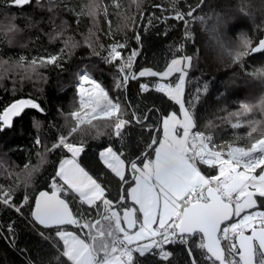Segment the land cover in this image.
I'll return each mask as SVG.
<instances>
[{
	"label": "trees",
	"instance_id": "16d2710c",
	"mask_svg": "<svg viewBox=\"0 0 264 264\" xmlns=\"http://www.w3.org/2000/svg\"><path fill=\"white\" fill-rule=\"evenodd\" d=\"M11 1L0 0V61L14 64L24 57L27 67L33 59L39 62L48 54H56L60 57V67L46 64L37 69L40 75L33 74L31 79L26 78L20 70L4 72L0 69L3 73L0 76V107L14 99L33 98L44 109L43 113L27 109L14 119L12 127L0 131V188L14 190L16 205L22 204L25 196L28 197L22 214L0 202V264H56L54 258L60 255L54 245L62 250V243L55 236V229L39 227L33 221L31 211L36 194L43 189L52 190V178L56 175L60 160L70 155L64 149L45 151V148L50 149L61 135L68 136L69 124H76L69 113L79 108L74 86L79 70H86L114 102L119 101L125 119L131 120L134 111L143 116L152 110L146 122L153 125L152 132L133 124L125 130L121 139L115 136L112 121L97 118L90 125H81V130L68 137L70 142L84 146L78 163L106 188L105 195L114 204L120 201L122 195H126L134 180L126 165L128 183L123 184L103 164L99 151L111 145L118 153L122 151L128 159L142 164L145 155L149 159L154 156L155 146L149 149L148 145L152 142L153 132L162 136L163 117L171 112L179 114V105L154 90L158 77L137 75L136 79H130L120 89L115 87L118 64L105 59L114 44L127 45L122 51L124 58L133 49L139 51L130 70L136 74L143 68L160 71L178 56L197 55L189 70L185 99L191 98L200 88L201 98L194 110L197 125L194 131L211 135L216 149L248 145L251 132L248 122L264 123V112L259 109L239 118L229 117L230 113L240 109L241 102L256 103L264 97V80L247 74L255 68L264 67V52L246 56L243 68L233 64L232 57L213 38L210 31L213 21L208 24L193 22L190 27L192 38L185 39V25L174 18L173 4L180 11L187 12L189 6L195 8L200 0H137L139 7L134 0H95V7H91L93 0H31L23 6L9 5ZM117 4L120 6L117 7ZM240 7L241 0H207L196 15L215 13L221 16L219 32L225 44L235 41L240 33H245L255 46L264 34V0H246L245 7L250 16L242 14ZM9 25L13 31H9ZM137 35L142 43L138 44ZM65 41L69 42L68 46ZM61 49H64L63 53ZM176 76L178 74L170 77L169 81L174 82ZM141 84L149 85V91L142 92ZM204 84L208 85L207 91H204ZM35 120L40 121L39 129L34 126ZM237 120L240 126L232 127ZM38 136L42 144L36 142ZM40 154L43 155L42 162ZM25 165L39 167L27 186L23 184L22 176L17 177V174L24 172ZM199 169L204 175L213 174L216 170L204 165H200ZM57 183L63 184L59 180ZM60 195L69 202L74 213L99 218L96 209L82 205L74 194ZM257 199L264 206V198ZM126 204L133 207L129 199ZM259 210H264V207ZM9 224L13 225L11 232ZM67 229L88 239L87 229L75 225H69ZM41 232L51 239H44ZM198 242V237L190 239L195 258L199 264H210L205 261L202 251L196 248ZM166 247L173 253L168 261L154 254L143 257L137 254L138 264H189L185 244L176 243ZM60 264L71 262L60 256Z\"/></svg>",
	"mask_w": 264,
	"mask_h": 264
},
{
	"label": "snow or ice",
	"instance_id": "6c2138e0",
	"mask_svg": "<svg viewBox=\"0 0 264 264\" xmlns=\"http://www.w3.org/2000/svg\"><path fill=\"white\" fill-rule=\"evenodd\" d=\"M30 2L31 0H13V5L23 6ZM134 2L139 7L137 0ZM206 3L207 0H200L195 8L189 6L187 12L180 11L173 4L174 18L185 25V39L192 38L190 27L193 22L208 24L213 21L210 28L213 38L232 57L233 64H239L243 68L246 56L264 52V39L259 41L258 46H252L251 39L245 33H240L235 41L225 44L224 37L219 32L221 16L215 13L196 15ZM245 3L246 0H241L239 11L250 16ZM95 6L93 0L91 7ZM155 7L159 8L160 5ZM9 31H13L11 25ZM136 40L138 44L142 43L139 35ZM68 44L65 41V45ZM71 46L75 47V44ZM126 47L124 43L114 44L105 58L110 63L118 64L115 87L120 89L130 79H136L137 75L158 77L159 81L154 84V90L165 94L179 105L180 112L163 117L162 137L152 133V142L148 148L155 146V160L145 155L143 167H139L136 160L128 159L124 152L118 153L111 145L99 152L103 164L123 184L128 183L125 176L126 165L135 181V186L130 187L126 195H122L120 201L114 204L106 197V188L77 162V158L85 150L84 146L70 142L68 137L81 130V125H90L97 118L112 121L115 136L121 139L125 130L133 124L152 132L153 125L146 123L152 110L143 116L134 111L131 120L125 119L118 100L113 102L99 83L88 76H81V82L89 84L90 87L79 88V108L69 113L77 123L75 126L69 124L68 136L61 135L50 149L45 148V151L64 149L71 157L60 160L56 175L52 178L51 193L40 192L31 212L36 223L46 229L54 228L55 236L63 244L62 250L54 245L60 253L54 258L56 264H60V256L66 257L71 264H138L137 254L141 257L154 254L161 260L168 261L173 253L166 246L176 243L186 245L189 264H199L190 244L192 237L199 238L196 248L202 251L205 261L210 264H264V210H259L264 206L257 199L264 198V123L248 122L251 127L248 145H229L226 152L215 150L211 135L194 131L197 127L194 110L201 98L200 88L196 89L191 98L185 99L186 81L197 55L173 58L163 71L144 69L136 74L130 70L139 51L133 49L124 58L122 51ZM63 52L64 49H61V53ZM46 64L60 67V57L48 54L39 62L36 59L31 60L27 67L24 65V57L14 64L0 61V69L4 72L20 70L26 78L31 79L33 74L39 76L37 69ZM174 74H178L175 81H169ZM247 74L264 80V67L255 68ZM2 75L0 72V76ZM203 88L207 91L208 85L204 84ZM141 90L149 91V85L141 84ZM27 109L41 113L44 111L33 98L14 99L10 104L0 107V131L12 127L14 119L23 115ZM256 109L264 112V97L256 103L241 102L240 109L230 113L229 117L239 118ZM84 110H87L90 117L87 120L81 116ZM34 126L39 129L40 121L35 120ZM239 126V120L232 123L234 128ZM257 132L259 135H252ZM36 142L43 143L39 136ZM40 155L42 162L43 155ZM197 162L209 167L218 166V174H202ZM258 168L260 172L257 174ZM38 170V165H25L24 172L17 174V177L22 176L23 184L27 186ZM57 180L63 184L57 183ZM61 193L74 194V198L78 197L82 205L96 209L99 218L74 213L69 202L61 198ZM13 195L12 188L7 191L0 188V202L14 207L22 214L28 197L25 196L22 204L16 205ZM128 199L133 202V207L127 206ZM248 209L255 210L247 211ZM234 218L239 219L233 222ZM68 225L87 229L91 243L68 231ZM8 227L11 232L13 225L9 224ZM246 232H250V235ZM40 235L44 239H51L44 232Z\"/></svg>",
	"mask_w": 264,
	"mask_h": 264
},
{
	"label": "built area",
	"instance_id": "2783aa9c",
	"mask_svg": "<svg viewBox=\"0 0 264 264\" xmlns=\"http://www.w3.org/2000/svg\"><path fill=\"white\" fill-rule=\"evenodd\" d=\"M81 76H88V77H90L92 80H94L95 82H97L91 75H89L88 73H87V71L86 70H84V69H81V70H79L78 71V73H77V78H76V82H75V84H74V86H75V89H76V93H77V96H78V100H80V95H79V88L80 87H84V88H89L90 87V85L89 84H87V83H82L81 82ZM98 83V82H97ZM81 116H82V118L83 119H85V120H87V119H89L90 117L88 116V114H87V110H85V112H83L82 114H81ZM198 131H200V130H198ZM200 132H202V133H204L203 131H200ZM205 134V133H204ZM206 135V134H205ZM58 142V141H57ZM215 146V145H214ZM102 150V149H101ZM100 150V151H101ZM215 150H217V151H219L218 149H216V147H215ZM99 151V152H100ZM256 155H259V153H257ZM200 165H204V164H201V163H199V162H197V167L199 168V166ZM204 166H207V167H209L208 165H204ZM215 167V172L213 173V174H210V175H206V176H215V175H217L218 174V166H214ZM243 215V214H242ZM237 219H239V218H234V220H233V222L235 221V220H237ZM223 243V242H222Z\"/></svg>",
	"mask_w": 264,
	"mask_h": 264
},
{
	"label": "rangeland",
	"instance_id": "374dc122",
	"mask_svg": "<svg viewBox=\"0 0 264 264\" xmlns=\"http://www.w3.org/2000/svg\"><path fill=\"white\" fill-rule=\"evenodd\" d=\"M179 57H181V56H178V57H175V58H179ZM171 62V61H170ZM169 62V63H170ZM166 68V67H165ZM165 68L164 69H162V70H160V71H163V70H165ZM144 69H151V70H154V69H152V68H143V69H141V70H144ZM141 70H139V71H141ZM139 71L137 72V74L139 73ZM154 71H157V70H154ZM159 72V71H158ZM163 82H168V81H163ZM114 102V101H113ZM83 112H85V110L84 111H82L81 112V114L83 113ZM171 113H174V112H171ZM177 114V113H176ZM76 123H77V121H76ZM162 136H163V128H162ZM161 136V137H162ZM219 151H223V152H226L227 150H219ZM71 156L69 155V156H66V157H64V158H70ZM63 158V159H64ZM78 162V161H77ZM59 166V165H58ZM81 166V165H80ZM138 166L139 167H143V163L142 164H138ZM82 167V166H81ZM58 170V169H57ZM260 171H258V172H256L257 174L259 173ZM135 186V181L133 182V184L130 186V187H134ZM129 187V188H130ZM128 188V189H129ZM130 200V199H129ZM255 209H248L247 211H254ZM243 214V213H242ZM68 231H70V232H73V233H75L74 231H72V230H69V229H67ZM75 234H77V233H75ZM78 235V234H77ZM78 236H80V235H78ZM81 237V236H80ZM82 239H85V238H83V237H81ZM87 242H89V240L88 239H85ZM62 243V242H61ZM90 243V242H89ZM62 249H63V244H62Z\"/></svg>",
	"mask_w": 264,
	"mask_h": 264
},
{
	"label": "water",
	"instance_id": "95a60500",
	"mask_svg": "<svg viewBox=\"0 0 264 264\" xmlns=\"http://www.w3.org/2000/svg\"><path fill=\"white\" fill-rule=\"evenodd\" d=\"M9 5H13V1H11V2H9ZM261 39H264V34L262 35V37L258 40V42H257V44L255 45V46H258V44H259V41L261 40ZM252 54H255V53H252ZM42 191H46V192H49V193H51V191L52 190H50V191H48V190H45V189H43V190H41V191H39L37 194H36V196H35V199H34V205H33V208H32V211H33V209H34V207H35V202H36V199L39 197V194H40V192H42ZM61 198H63V197H61ZM64 199V198H63ZM31 211V212H32ZM123 213H121V215H122ZM32 217V216H31ZM34 221V220H33ZM35 222V221H34ZM36 223V222H35ZM39 227H41V228H43V229H46V228H44L42 225H39L38 223H36ZM69 226V225H68ZM246 234H249L250 235V232H246Z\"/></svg>",
	"mask_w": 264,
	"mask_h": 264
},
{
	"label": "crops",
	"instance_id": "0c3cea01",
	"mask_svg": "<svg viewBox=\"0 0 264 264\" xmlns=\"http://www.w3.org/2000/svg\"><path fill=\"white\" fill-rule=\"evenodd\" d=\"M182 131V130H181ZM158 146V145H157ZM70 156H71V154H70ZM78 159V158H77ZM152 160H155V153H154V156L152 157ZM144 163V162H143ZM125 170H126V168H125ZM203 174V173H202ZM131 201V200H130ZM137 208H138V206H136Z\"/></svg>",
	"mask_w": 264,
	"mask_h": 264
}]
</instances>
